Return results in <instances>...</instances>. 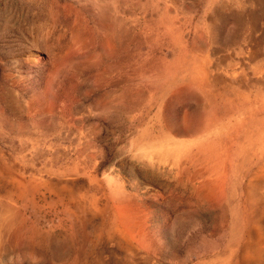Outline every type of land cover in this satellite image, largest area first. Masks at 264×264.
Segmentation results:
<instances>
[{"label":"rangeland","instance_id":"rangeland-1","mask_svg":"<svg viewBox=\"0 0 264 264\" xmlns=\"http://www.w3.org/2000/svg\"><path fill=\"white\" fill-rule=\"evenodd\" d=\"M0 264H264V0H0Z\"/></svg>","mask_w":264,"mask_h":264}]
</instances>
